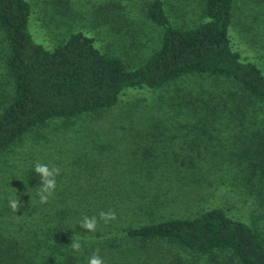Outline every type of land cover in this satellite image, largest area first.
I'll use <instances>...</instances> for the list:
<instances>
[{
	"label": "trees",
	"instance_id": "16d2710c",
	"mask_svg": "<svg viewBox=\"0 0 264 264\" xmlns=\"http://www.w3.org/2000/svg\"><path fill=\"white\" fill-rule=\"evenodd\" d=\"M144 5L147 17L162 29V35L145 61L128 69L121 57L98 49L92 37L81 31L65 35L51 49L43 47L27 30L28 0H0V156L52 118L102 111L115 105L126 88L160 89L197 75L216 81L202 83L185 96L170 97L169 107L180 108L188 116L186 121L189 115L196 118L181 127L211 125L210 119H214L227 130L246 133L236 155V168L247 187L251 188L249 183L257 176L261 189L264 146H257L264 144V73L241 58L230 44L233 0H203L202 17L206 20L190 28L172 23L162 0ZM122 26L116 25V30ZM214 83L222 89L213 90ZM226 111L233 122L219 120ZM156 168H146L145 180ZM140 195H146L140 196L146 201L138 204L135 212L142 211L147 217H156L159 204H167L155 191ZM118 196L132 200L127 193ZM94 198L105 202L103 195ZM84 211L39 209L35 216L31 214L30 224L22 220L13 233L0 232V264H87L97 249L104 264H187L179 260L178 250L207 256L209 264H264V239L257 229L229 217L222 207L119 228L102 221V232L94 234L79 224L84 216H96L100 221L99 216ZM12 212L1 213L2 221ZM75 235L82 245L78 252L70 247Z\"/></svg>",
	"mask_w": 264,
	"mask_h": 264
},
{
	"label": "rangeland",
	"instance_id": "374dc122",
	"mask_svg": "<svg viewBox=\"0 0 264 264\" xmlns=\"http://www.w3.org/2000/svg\"><path fill=\"white\" fill-rule=\"evenodd\" d=\"M146 1L28 0L31 13L27 30L34 42L47 49L65 35L81 31L92 37L98 49L121 57L131 69L158 47L162 35V29L146 15ZM162 1L175 25L190 28L206 20L202 17L203 0ZM116 25L124 26L116 30ZM228 36L241 58L255 63L264 73V0H233ZM2 50L0 46V54ZM215 81L194 75L160 89L126 88L111 107L75 118L55 117L26 133L0 156V214L13 211L10 200L20 203V213L12 212L6 221L0 217V232L16 230L22 220L30 224L31 214L35 216L39 209L71 208L98 216L100 209L114 210L117 219L106 224L119 228L150 219L193 216L218 206L229 217L256 228L264 239V185L259 188L256 176L249 183L254 189L247 187L236 168V155L246 133L227 130L210 118L211 125L181 127L196 118L189 115L186 121L188 116L180 108L169 107L170 97L185 96L190 89ZM212 88L222 89L217 83ZM223 115L219 120L234 121L228 119L227 111ZM36 162L61 170L56 193L48 203H41L36 194L40 186L34 171ZM154 166L153 175L145 180L146 168ZM33 177L37 178L31 183ZM144 184L150 186L144 188ZM153 191L167 203L159 204L156 217L135 212L137 205L146 201V195L140 194ZM126 193L132 200L118 196ZM95 195H103L106 203ZM102 221L94 233L102 232ZM177 255L187 264L210 263L207 256L180 250Z\"/></svg>",
	"mask_w": 264,
	"mask_h": 264
},
{
	"label": "clouds",
	"instance_id": "9594fccd",
	"mask_svg": "<svg viewBox=\"0 0 264 264\" xmlns=\"http://www.w3.org/2000/svg\"><path fill=\"white\" fill-rule=\"evenodd\" d=\"M35 173L40 177V186L37 190V196L41 203H48L50 198L54 197L57 189V177L60 175V168L53 166L49 167L47 164L36 162L34 165ZM10 208L17 212L20 208L18 199H12L9 201ZM116 213L114 210L101 211L99 213V220H103L105 223L116 220ZM98 219L96 216H84L79 226L86 229L88 233H94L97 229ZM74 251L81 250V243L77 240V235L73 237V241L70 246ZM87 264H104L103 258L99 254L97 249L87 260Z\"/></svg>",
	"mask_w": 264,
	"mask_h": 264
}]
</instances>
